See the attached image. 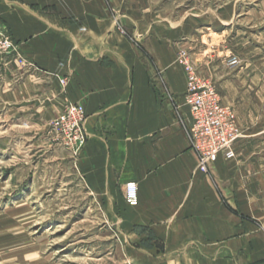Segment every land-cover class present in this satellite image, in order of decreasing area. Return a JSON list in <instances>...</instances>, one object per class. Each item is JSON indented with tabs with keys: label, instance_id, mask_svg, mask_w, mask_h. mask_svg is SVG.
<instances>
[{
	"label": "crops",
	"instance_id": "1",
	"mask_svg": "<svg viewBox=\"0 0 264 264\" xmlns=\"http://www.w3.org/2000/svg\"><path fill=\"white\" fill-rule=\"evenodd\" d=\"M156 1L0 0V29L29 66L12 96L36 115L53 116L66 101L84 105L88 140L77 166L131 264H264L263 175L251 169L264 138L257 74L189 40L198 20L169 17ZM186 44L242 133L237 157H220L208 172L198 170L188 134L186 75L176 60ZM129 182L138 186L135 205L125 198Z\"/></svg>",
	"mask_w": 264,
	"mask_h": 264
},
{
	"label": "rangeland",
	"instance_id": "2",
	"mask_svg": "<svg viewBox=\"0 0 264 264\" xmlns=\"http://www.w3.org/2000/svg\"><path fill=\"white\" fill-rule=\"evenodd\" d=\"M156 2L169 17L198 20L189 40L207 45L225 64L257 74L264 103V0ZM0 35L14 45L0 51V264H131L128 245L77 161L52 137L50 122L58 113L36 115L14 100L11 90L26 77L20 69L29 66L11 35L4 29ZM231 58L238 63L230 65ZM254 146L261 160L251 169L263 175L257 196L264 204V138Z\"/></svg>",
	"mask_w": 264,
	"mask_h": 264
},
{
	"label": "built area",
	"instance_id": "3",
	"mask_svg": "<svg viewBox=\"0 0 264 264\" xmlns=\"http://www.w3.org/2000/svg\"><path fill=\"white\" fill-rule=\"evenodd\" d=\"M12 48V41L0 35V51H9ZM213 57H216L215 52ZM176 60L186 75L185 102L191 114L188 126L191 147L198 157V170L208 172L210 164L218 161L220 157L225 160L237 157L235 144L242 133L234 108L223 102L215 82L200 72V63L194 50L181 47ZM237 63L236 58L229 60L230 65ZM60 83L66 88L68 79L62 77ZM86 120L87 115L82 103L66 101L58 115L50 122L53 139L71 152L75 160L88 140ZM125 198L128 203L137 204L138 186L135 182L125 185Z\"/></svg>",
	"mask_w": 264,
	"mask_h": 264
}]
</instances>
